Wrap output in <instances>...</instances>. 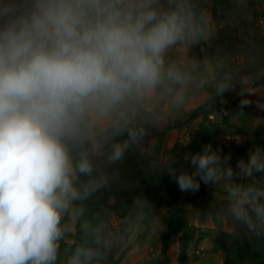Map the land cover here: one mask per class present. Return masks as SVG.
Segmentation results:
<instances>
[{
	"label": "clouds",
	"instance_id": "obj_1",
	"mask_svg": "<svg viewBox=\"0 0 264 264\" xmlns=\"http://www.w3.org/2000/svg\"><path fill=\"white\" fill-rule=\"evenodd\" d=\"M249 9L250 0H229L220 11L247 21ZM218 23L209 0H0V264H108L143 232L158 236L143 198L118 227L95 198L150 128L237 83L241 109L251 105L245 93L264 92L253 87L264 68L236 72L191 54ZM184 159L194 171L169 168L181 192L215 185L218 225L264 237V148L235 169L211 144Z\"/></svg>",
	"mask_w": 264,
	"mask_h": 264
},
{
	"label": "rangeland",
	"instance_id": "obj_2",
	"mask_svg": "<svg viewBox=\"0 0 264 264\" xmlns=\"http://www.w3.org/2000/svg\"><path fill=\"white\" fill-rule=\"evenodd\" d=\"M215 0H209L211 6V12L215 20L214 5ZM253 6L255 8L260 7V0H253ZM264 13V4L262 5ZM226 18V17H225ZM238 18H232L228 22H224L222 30L219 29L217 24L213 25L214 38L208 45L214 52L217 58H219L224 65L236 72L251 71V68L247 67L253 65V61L250 59V54L245 55V50L249 45L250 37L254 36L249 29L250 37L244 35L245 28L240 26L239 22L237 26H232ZM227 25V26H226ZM225 29L228 33H226ZM236 29V31H233ZM255 29L259 31V35L264 37V15L258 18ZM257 31V32H258ZM230 32V33H229ZM229 34V35H228ZM228 36V37H227ZM246 36V37H245ZM237 38V41L235 40ZM242 42V48L237 52L232 43ZM232 45V46H230ZM245 47V49H244ZM202 58H210L204 48L201 49ZM252 70H254L252 68ZM264 86V81L256 80L253 83V87ZM240 85L237 83L235 90L225 92L222 96V102L224 107L219 104L218 98L212 97L210 106L207 113L200 114L194 117L190 122H186L189 116L197 110L203 103L194 101L187 108L181 110L175 121L168 125H165L161 129L150 128L148 135L145 137L141 149L147 156H155V148L157 143V137L159 132L165 128H169L164 142L163 148L158 160L160 166L166 169V172L170 174L169 168L174 169L176 175H179L181 171H188L189 173L194 171V167L190 164V160L184 159L185 155H195L202 150V148L211 144L213 151H221L222 156L231 154L229 163L235 169V165L239 159H247L248 153L251 150L260 148L250 136V134L237 135L233 127H239L253 131L259 125L264 124V109L257 107V103L264 104V92L254 95L245 96L251 101V105L243 109L240 108V101L243 97L238 95ZM264 91V90H262ZM168 106L165 105V110ZM243 112V115H241ZM185 123L183 126H179L177 123ZM161 157L168 158V166L159 162ZM257 178L261 174H256ZM172 179L174 177L172 176ZM199 179V177H197ZM141 179L138 182L141 183ZM247 182V181H244ZM128 185V184H127ZM143 185V184H142ZM137 185H128L130 189L127 195L132 201L135 198H145L146 192L136 187ZM144 188L143 186H141ZM106 202L113 206L116 202L113 194L110 193L109 188L102 191ZM111 201V203H109ZM224 201V195L220 190H217L213 184H204L201 182V187L198 192H184L178 196L177 208L184 212L187 218V225L184 230L174 236L169 244L167 255L170 264H233L234 259L240 260L243 255L248 252L247 241L249 235L243 226H239L233 233L225 231L222 225H218V213L222 209ZM133 204V202H132ZM169 209L166 206V201L161 204L151 213V215L157 218L161 225L162 230L158 236L148 233L144 238L140 234L135 243L129 245L130 250L125 255L123 260L119 264H160L162 262V256L164 252L163 241L167 237V217ZM113 226L118 227V216H113ZM73 233L72 236H74ZM74 243L73 237L70 238L66 244L62 245V248L70 246Z\"/></svg>",
	"mask_w": 264,
	"mask_h": 264
},
{
	"label": "trees",
	"instance_id": "obj_3",
	"mask_svg": "<svg viewBox=\"0 0 264 264\" xmlns=\"http://www.w3.org/2000/svg\"><path fill=\"white\" fill-rule=\"evenodd\" d=\"M260 1V7L255 8V6H253V0H250V16L247 21L238 18L237 21L232 24V26H237L236 24H238L239 22V25L245 28L244 33H246V29H249V31H252L251 33L254 34L253 37H250L251 34L248 30L247 33L244 34L247 35V37L251 38L250 41L247 42L249 45V49L247 48L245 52H243L245 53V55L250 54L251 61H254L252 66H250V64H247V67L251 68V70L252 68L254 70L264 68V37L260 36L259 31L255 29L258 18L264 15L262 10L264 0ZM228 6L229 0H215L214 2L213 8L215 20L219 22L217 26L220 30H222V26L225 25L223 21L226 20V16L220 10L226 9ZM226 22H228V25L229 20L225 21V23ZM227 30L225 29L226 33H228ZM233 31H236V29H233ZM235 40L237 41V38H235ZM236 41L232 44L238 52L243 46L242 42L236 43ZM202 48L205 49L210 58H214L219 61V58L223 59L222 55L217 58L213 50L208 45L197 46L192 50L191 54L202 58V54L200 52ZM260 80L264 81V77H261ZM224 95L225 93L223 94V96ZM218 100L219 104L224 107L222 97L218 98ZM208 108L209 107H207L205 104L201 105L197 110L195 109V111L189 116L185 123L190 122L194 117L200 114L207 113ZM185 123L178 122L177 124L179 126H183L185 125ZM170 128L171 127H167L159 132L155 148V156H147L141 151L140 148L133 147L125 154V158L122 162L109 167L108 171L110 174L115 172V178L110 181L108 187L110 193L113 194L116 199V202L113 204V206L106 202L102 192L98 193L97 197L95 198V206H108L115 214H117L114 216H118L120 218H122V216L127 213V210L132 206L133 202L127 195V192L130 190L128 188V185L130 187L132 185H137L136 187L142 191L144 189V191L146 192V197L144 198V200L148 204L150 213H153V211L161 204V202L166 201V206L169 209V212L167 214L168 233L167 237L163 241L164 252L162 256V262L160 264H170L167 255L168 247L170 244L169 241H171L174 236L181 233L187 225V218L184 215V212L176 207L178 203V196L184 192H181L179 190L178 185L176 184L175 180L172 179V176H170L166 172V169L160 166L158 163L165 136L167 132H169ZM233 128L235 129V134L237 135L250 134L255 143L260 148H264V124L259 125L251 132H248L247 130L239 127ZM126 138L127 137L125 134L119 139L123 140ZM141 177L142 180L141 183H139L138 179H141ZM141 186H143L144 188H142ZM149 232L150 231H145L142 235V238L148 235ZM243 232L246 234L245 231ZM72 237L74 240L73 244H75L77 242L75 238L76 234ZM246 243L248 244V252L243 255L240 260L234 259L233 264H264V237H261L259 239L249 238ZM129 250L130 248L127 246L113 251V253L109 257L108 264H119ZM229 264H231V261Z\"/></svg>",
	"mask_w": 264,
	"mask_h": 264
}]
</instances>
